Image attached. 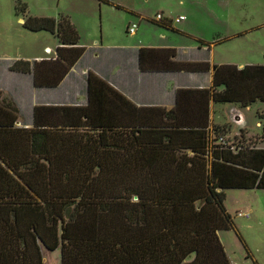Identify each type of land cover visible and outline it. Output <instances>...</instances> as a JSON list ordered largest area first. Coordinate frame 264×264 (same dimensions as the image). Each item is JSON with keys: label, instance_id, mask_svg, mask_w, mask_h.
Returning <instances> with one entry per match:
<instances>
[{"label": "trees", "instance_id": "trees-1", "mask_svg": "<svg viewBox=\"0 0 264 264\" xmlns=\"http://www.w3.org/2000/svg\"><path fill=\"white\" fill-rule=\"evenodd\" d=\"M15 10L60 46L55 61L19 60L11 71L57 87L84 51L76 27L26 16L20 1ZM200 44L201 61L139 51L142 73H212L209 88L178 90L168 112L138 108L90 74L85 107L37 106L32 127L18 128L0 93V264H42V247L59 249L60 264H230L219 238L236 231L225 191L264 190V149L221 143L210 105L264 103V65L211 64Z\"/></svg>", "mask_w": 264, "mask_h": 264}, {"label": "rangeland", "instance_id": "rangeland-1", "mask_svg": "<svg viewBox=\"0 0 264 264\" xmlns=\"http://www.w3.org/2000/svg\"><path fill=\"white\" fill-rule=\"evenodd\" d=\"M17 1L26 5L30 17L69 18L83 45L169 46L185 58L202 59L205 52L190 47H200V41L216 42L209 53L215 65H264V0H0V56L22 55L25 47L42 51L45 46L55 49L58 45L51 33L22 27L15 14ZM135 13L149 19L163 14L178 32L158 28ZM180 15L186 20L176 23ZM132 24L139 25L135 35L127 33ZM233 108L243 113V123L233 118ZM213 113L215 125L226 130V145L264 149V120L259 117H264V103L251 108L217 104ZM224 205L244 242L234 230L221 232L220 241L229 260L264 264V190H227ZM47 257L49 264H60L59 250Z\"/></svg>", "mask_w": 264, "mask_h": 264}, {"label": "crops", "instance_id": "crops-1", "mask_svg": "<svg viewBox=\"0 0 264 264\" xmlns=\"http://www.w3.org/2000/svg\"><path fill=\"white\" fill-rule=\"evenodd\" d=\"M133 13V12H131ZM20 17V22L23 27L25 17ZM140 20H146L148 23L165 30L158 24H168L173 32H178L173 28V21L166 18L163 14V20L157 21L149 19L142 14L135 13ZM158 15V14H157ZM26 16L27 12H26ZM185 17L180 15L179 17ZM178 17V18H179ZM177 18V19H178ZM176 23H181L182 21ZM139 26V25H138ZM24 28V27H23ZM129 28V27H128ZM25 29V28H24ZM27 30V29H26ZM170 30V31H172ZM45 32V31H42ZM48 33V32H47ZM128 33V29H127ZM136 34V33H135ZM134 34V35H135ZM130 35V34H129ZM54 36V35H53ZM55 37V36H54ZM58 40V39H57ZM202 42V41H200ZM204 44H208L203 42ZM216 43V42H214ZM214 43L208 44L211 52ZM145 44V43H144ZM50 46H45L42 51L32 50L31 47L22 48L25 52L22 55L14 57L0 56V93L2 99L7 104L14 105L18 113V128H31L33 125V110L37 106H80L85 107L88 102V77L90 74L100 78L111 89L120 93L128 101L133 103L138 108L158 107L166 112L175 108L176 92L181 89H207L212 84V73L208 74H175V73H142L139 68V51L142 48L155 49H175L169 46L156 45H141L140 47L129 46H107L103 43H93V45H83L80 42L76 48H82L83 54L81 58L73 65L68 74L64 77L61 83L55 88H37L34 84L33 74H21L11 71V65L19 60L28 61L31 63L40 61H55L57 58L56 49ZM71 48V47H68ZM195 51H206L208 47L201 45L200 47H190ZM179 60H196L194 57L185 58L183 53L177 49ZM211 61V60H210ZM211 64H213L211 62ZM247 65L242 63L238 67L242 68ZM6 80V81H5ZM214 106L210 105V127H221L214 123ZM237 106V105H236ZM251 108V107H248ZM117 112L118 110H113ZM233 118L243 123V113L236 108L232 109ZM245 124V122H244ZM258 126L260 123H257ZM241 137L244 136L241 130ZM257 148V147H255ZM258 149V148H257ZM219 233V238H220ZM225 249V248H224ZM59 250V249H58ZM57 251V250H56ZM60 251V250H59ZM55 252V251H54ZM226 252V251H225ZM51 253L44 247L41 248L42 264H49L48 257ZM227 254V253H226ZM232 261H230V264ZM237 263V262H235ZM238 264V263H237Z\"/></svg>", "mask_w": 264, "mask_h": 264}, {"label": "built area", "instance_id": "built-area-1", "mask_svg": "<svg viewBox=\"0 0 264 264\" xmlns=\"http://www.w3.org/2000/svg\"><path fill=\"white\" fill-rule=\"evenodd\" d=\"M184 19H185V17H183V16H182V17H179V18L177 19V22L182 21V20H184ZM156 20L161 22V21L163 20V15H162V14H158V15L156 16ZM137 29H138V24H132V25L129 26V28H128V34H130V35H134V34L136 33ZM220 142H221V143H224V140L220 139ZM238 215L241 216V213H239ZM231 264H237V263L232 262Z\"/></svg>", "mask_w": 264, "mask_h": 264}]
</instances>
